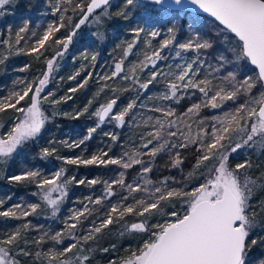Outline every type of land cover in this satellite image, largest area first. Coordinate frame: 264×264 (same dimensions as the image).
<instances>
[{
    "label": "snow or ice",
    "instance_id": "6c2138e0",
    "mask_svg": "<svg viewBox=\"0 0 264 264\" xmlns=\"http://www.w3.org/2000/svg\"><path fill=\"white\" fill-rule=\"evenodd\" d=\"M20 2L0 0V18L14 14ZM44 2L50 12L41 10L39 15H50L52 19L34 24L31 17H21L15 28L9 24L0 30V35L7 33V38L0 39L4 46L0 71L8 72L12 56H28L45 64V70L32 80H13V90L0 98V114L9 110L20 114L0 134V165H6L21 148L41 136L50 120L43 104L56 106L72 99L67 93L57 99L55 92L46 89L84 26L95 27L92 35L103 41L108 21L130 20L132 8L151 5L161 18L174 13L173 21L191 6L198 11L191 22H183L188 33L183 42L178 40L180 25L167 27V35L155 45L153 41L162 35L159 28H146L140 23L129 28L132 39L116 46L120 55L113 59L112 70L99 77L102 83L96 95L107 89L114 97L91 113L89 118L94 116L97 122L81 139L60 142L69 148H82L104 123L113 122L123 128L137 124L139 116L143 127L139 144L120 155L107 145L87 157H60L55 147L41 149L42 159L55 156L64 165L107 168L114 171L113 177L77 179L67 176L65 167L47 176L37 169L6 177L9 183H35L39 192L33 195H39L51 208L54 218L68 197L69 185L88 186L93 193L77 201L80 207L68 210L63 228L54 234L44 231L32 237L34 226L28 221L0 235V264H26L25 258L32 264L36 260L40 264H92L96 251L108 254L116 250V245L94 249L91 244L128 216L139 220L125 223L124 230L143 234L141 244L119 261L110 258L108 264H264V196L254 200L257 193H264V171H260L264 164L254 163L251 156L234 166L230 163V157L240 151L264 156V0H123L122 6L114 5L112 0ZM25 7L31 11L35 3L28 0ZM200 13L211 17V22ZM33 38L34 42L28 43ZM141 44L144 48L137 52ZM214 48L217 54L211 57L213 64L209 53ZM50 51L51 55H46ZM189 53L194 55H185ZM81 55L89 60L86 53ZM98 55H91L92 67ZM134 55L137 59L129 60ZM169 59L175 62L166 63ZM162 62L166 67H161ZM249 65L251 75L244 70ZM31 67L28 63L14 71L26 72ZM81 70L67 79L77 81ZM92 79L93 73L88 71L68 93L84 89ZM116 80L125 83L119 87L109 85V81ZM159 84H163V92L149 95ZM120 92L134 93L123 107L118 105ZM189 97L192 102L177 111L176 106ZM227 102L233 107L223 111ZM92 104L90 100L74 113L53 111L51 116L62 114L76 120L89 113ZM206 109L222 112L202 115ZM141 110L159 115L145 116ZM4 127L0 124V129ZM103 136L113 143L120 139L115 132H103ZM189 151L195 163L185 179L203 177V183L186 191L173 186L177 183L174 177L153 179L158 158L167 156L164 167L181 169L186 161L184 153ZM96 185L103 186L99 195L95 194ZM174 201L183 202L182 211L175 209ZM4 204L0 200V208ZM166 204H173V209L164 213ZM41 210V203L13 204L0 210V218L22 220L39 215ZM157 215L171 219L150 223ZM67 238L75 242L61 249L55 247ZM49 242L53 246L43 250Z\"/></svg>",
    "mask_w": 264,
    "mask_h": 264
},
{
    "label": "trees",
    "instance_id": "16d2710c",
    "mask_svg": "<svg viewBox=\"0 0 264 264\" xmlns=\"http://www.w3.org/2000/svg\"><path fill=\"white\" fill-rule=\"evenodd\" d=\"M28 0H21L20 6L15 9L14 14L7 15L0 18V30H3L7 25L11 24L15 28L21 17H31L34 24H39L46 19H52L50 15L47 17L40 16L39 13L41 10L49 11L50 9L45 5L44 0H33L35 7L29 11L25 5ZM113 4L116 6H122L123 0H112ZM140 3L144 1L139 0ZM153 7L148 5L147 7H138L131 9V19L124 21L123 19H111L106 24L107 34L106 39L103 41L98 40L95 36L92 35L96 31L95 27L88 25L84 26L80 35L75 38L74 44L70 46L68 54L65 58L60 61L59 71L54 73V79L47 86V91H53L56 94V98L59 99L61 96H64L66 93L72 95V99L68 100L66 103H61L59 105L53 106L51 104L45 103L42 105L43 109L46 112V115L50 117V120L46 123L45 129L42 131L40 137H37L36 140L30 141L27 145L21 148L18 151V154L14 155L13 159L10 160L6 165H0V200H4L5 204L0 210L11 207L13 204L26 205L28 203H41L42 210L39 215H34L22 220H12L0 218V235H3L6 232H11L15 230L18 226L30 221L34 226V229L30 231V236L38 237L44 231H48L50 234L59 231L62 228L63 221L69 215L70 208H78L81 205L77 203L78 200L83 199L84 197L91 195L93 189L84 186V185H69V194L65 199L64 203L61 206L60 212L57 213L56 217H52L51 208L44 205L40 200L39 195H33V193H38L35 183H9L6 179L9 175L19 174L23 171L28 170H40L45 176L50 175L53 171L58 170L61 167H65L68 171L66 172L67 176H76L77 179L83 178H94L99 177L101 179H108L115 175L114 171L109 170L103 167L95 166H69L64 165L62 160L56 159L55 156L42 159L40 152L44 147H55L57 149L56 155L60 157H72L83 154L85 157L89 156L92 152L96 151L98 148H105L107 145H112V152L116 155L122 154L123 151L130 150L134 145L139 144V133L143 131L142 123L140 122V117L137 116V124L126 125L123 128L116 127L113 122L104 123L101 128L94 134V137L86 142L85 146L82 148H69L66 147L61 141L67 140L71 143L74 140L81 139L85 134L88 127H92L97 122L96 118L93 116L89 118L92 112H94L100 104L104 103L106 100L113 98L115 94L105 90L104 93H101L99 96L96 93L99 90L100 83L99 77L105 74H109L112 70L113 59L118 58L120 55V49H117L118 44H123L125 40L130 41L132 36L127 30L131 27L136 26L138 23L142 24L146 28L157 27L161 30L162 35L158 37L156 41H153L155 45L158 40L162 39L167 35V27L173 26V24L180 25V31L178 32V40L183 42L187 36V28L184 26L183 22H191L196 13L184 11L181 12L179 18L173 21V16L170 14L163 18L159 14L153 11ZM187 13L185 15L184 13ZM202 15V14H201ZM204 16V15H203ZM206 20L210 23L212 19L206 17ZM147 21L145 24L144 22ZM203 26V25H202ZM36 30V29H34ZM211 34V33H209ZM7 38V33L0 35V39ZM14 39V37H13ZM32 40L28 43L34 42ZM140 48H144V45L141 44L136 50L137 52ZM115 49V51H114ZM4 51V46L0 45V52ZM166 52L168 50H165ZM82 53H86L89 56V60H84L82 58ZM94 53H99L97 60L95 62V67H92L90 63V57ZM217 54L216 49L210 51L209 53V62L215 63L211 60L213 55ZM46 55H51V51ZM169 55H174V53H169ZM185 55H194V54H185ZM142 58V56L140 57ZM137 56H132L129 60H135ZM175 61L169 59L166 63L171 64ZM30 63L32 67L26 72L14 71L23 67L24 64ZM81 65H84V69L81 70ZM127 65V62H126ZM8 72L4 73L0 71V98H3L8 95L10 91L13 90V80L17 78H22L25 80H32L33 78L40 75L42 71L45 70V64L43 60L40 62L35 61L32 57L28 56H12L8 63ZM161 67H166L164 62L161 63ZM242 67H244L242 65ZM252 66L245 67V72L249 75L252 74L249 71V68ZM81 70V76L77 78V81L68 80V76L75 73V71ZM91 71L93 73V79L89 81V84L84 89L77 91L74 94L68 93L70 87H76L79 80L87 75V72ZM206 71H211V69H206ZM64 79L61 80L60 78ZM109 85L119 87L125 82L123 81H109ZM19 87H23L20 85ZM164 90L163 84H159L156 87L152 88L149 95L155 97L162 93ZM43 95V94H42ZM120 100L118 105L123 107L124 104L128 102L134 93H124L120 92ZM199 94L197 93V96ZM93 101L92 106L89 108V113H86L79 119L73 120L62 114H58L55 117H52L51 114L53 111L57 113H74L76 110L82 109L89 101ZM192 102V98L182 101L180 106L177 107V111H183L186 106ZM151 104V101H147ZM26 106V105H25ZM233 107L232 102H227V107L223 111H227L229 108ZM145 116L147 115H159L153 114L147 110H141ZM221 109H206L202 115H219L221 114ZM19 113H15L9 110L7 113L0 114V124H4V129H0V134H3L4 131L10 126V123L15 120ZM195 127V126H194ZM103 132H115L119 134L120 139L118 142L113 143L110 137H104ZM49 141H54L55 143L50 144ZM86 147L87 151L82 149ZM186 156L185 164L182 165L181 169H169L164 167L168 162V157L164 156L163 158L157 159L158 169L153 176V179L157 177L163 178L165 176L174 177L177 183H174V187H183L184 190L190 191L193 187L198 186L199 183H203V177L190 178L188 174L193 171V164L195 163L194 156L191 151L184 153ZM251 156L254 163L264 164V156H260L258 152H248L240 151L237 154H233L230 157V163L234 166L236 163L243 162L246 158ZM116 166H111L112 169H115ZM138 167V166H137ZM132 173V170H129ZM264 171V167L260 169ZM254 175H258V172H255ZM129 182H132L131 179ZM102 185L95 186V194L99 195L102 190ZM119 191V189H118ZM55 195V194H54ZM261 196H264V193H257L254 197L259 199ZM10 197V199H9ZM182 201L176 202L175 209L183 210ZM173 204H166L163 208V212L167 213L170 209H173ZM167 216L157 215L150 223L163 222ZM138 217L128 216L125 217V220L120 224L110 226L109 230H106L103 235H101L96 242H93L91 246L95 249L98 247H110L111 245H116V250L108 254L100 253L96 251L94 253L95 258L92 260V264H108V260L115 259L117 261L125 258L130 254L132 250H135L140 246L143 234L130 233L124 230L125 223L138 222ZM124 234L121 235L120 233ZM75 241L71 238L65 239L64 243L61 245H55L57 249L66 247L67 244L73 243ZM52 243L49 242L43 246V250L52 247ZM35 249V246H32ZM259 252L260 249H257ZM26 264H32V261L25 258ZM35 264H40L39 260L35 261Z\"/></svg>",
    "mask_w": 264,
    "mask_h": 264
},
{
    "label": "water",
    "instance_id": "95a60500",
    "mask_svg": "<svg viewBox=\"0 0 264 264\" xmlns=\"http://www.w3.org/2000/svg\"><path fill=\"white\" fill-rule=\"evenodd\" d=\"M142 1H144V0H142ZM184 11H189V12L197 13L198 10L195 8V6H191V7L187 8V9H185ZM200 14L208 17L207 14H203V13H200ZM208 18L209 19H212L211 17H208Z\"/></svg>",
    "mask_w": 264,
    "mask_h": 264
},
{
    "label": "rangeland",
    "instance_id": "374dc122",
    "mask_svg": "<svg viewBox=\"0 0 264 264\" xmlns=\"http://www.w3.org/2000/svg\"><path fill=\"white\" fill-rule=\"evenodd\" d=\"M52 171L54 172V171H56V169H55V170H52ZM166 219H171V217H168V216H167ZM62 228H63V225H62ZM140 244H141V243H140Z\"/></svg>",
    "mask_w": 264,
    "mask_h": 264
}]
</instances>
